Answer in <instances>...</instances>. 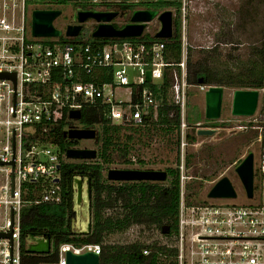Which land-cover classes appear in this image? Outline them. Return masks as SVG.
I'll return each mask as SVG.
<instances>
[{
  "label": "built area",
  "instance_id": "obj_1",
  "mask_svg": "<svg viewBox=\"0 0 264 264\" xmlns=\"http://www.w3.org/2000/svg\"><path fill=\"white\" fill-rule=\"evenodd\" d=\"M109 1L92 0V4L100 6ZM173 1L181 3L185 23L189 1ZM27 3L0 0V75H15V79H0V264H23L25 208L64 201L61 169L71 160L57 143L59 131L64 128L65 134L73 128L84 129L80 122L91 111L102 113L103 120L118 126L140 128L157 121L164 104L157 100L156 90L166 73L173 79L174 103L180 117L178 223L174 240L144 248L140 264H264V120L259 113L233 129L235 133L253 134L247 150L254 154V197L249 199L238 175L230 178V170H226L209 182L210 190L228 177L237 193L235 199L192 203L186 193L193 179L188 175V151L199 143L188 138L186 101L190 88L205 93L209 86L188 84V48H183L180 62L168 61L165 40L142 42L144 36L137 40L94 38L99 25L94 20L72 24L82 26L76 37L65 35L67 27L55 26L63 31L62 37L37 38L32 34ZM170 9L177 12V8ZM95 10L119 11L104 6ZM112 25L125 26L118 17ZM148 72L151 83L147 82ZM74 111L80 112L79 120L71 118ZM196 126L198 139L202 126ZM91 129L98 131V124ZM69 252L101 257L103 249L98 244H63L55 251L51 242L48 254L28 255L57 253L55 262L42 264H68Z\"/></svg>",
  "mask_w": 264,
  "mask_h": 264
},
{
  "label": "rangeland",
  "instance_id": "obj_2",
  "mask_svg": "<svg viewBox=\"0 0 264 264\" xmlns=\"http://www.w3.org/2000/svg\"><path fill=\"white\" fill-rule=\"evenodd\" d=\"M143 2L149 0H133ZM173 1V0H160ZM186 20L183 14L175 9H166L173 12L181 19V41L182 53L184 49L188 52V67L191 73L196 71L200 65L208 66L211 71L222 78L236 80L248 73L253 62H262L261 52L264 50V0H188ZM31 1H29L30 3ZM34 3V2H33ZM31 9L36 6H30ZM70 7L65 8L63 16L55 25L63 28L62 23L70 22ZM165 11V10H163ZM120 29L123 26L116 25ZM160 29L158 20L148 24L147 34L154 36ZM145 36V35H144ZM185 46V47H184ZM184 48V49H183ZM186 67V72H188ZM225 97L223 102L222 117L219 121H209L205 118V93L197 87L188 91L186 101L187 123L189 130L187 134L195 136L196 124L200 128L217 129L213 137L196 139L195 142L204 141L201 149L189 148V176L193 179L187 184V200L194 203H208L207 194L211 185L209 182L230 170L229 177L236 178L235 168L251 151L250 145L252 133H235L239 124L245 123L249 118L235 117L232 115V100L234 88L225 86ZM264 90L261 91L260 104L257 114L261 112ZM261 114V113H260ZM260 119L264 116L258 115ZM99 134L100 131L98 130ZM133 140H127L130 132L120 134L119 147L111 151L109 161L102 162L99 159L101 141L94 144L91 140H81V149H95L98 158L95 161L103 163V175L107 179V172L111 169L119 170H154L167 171L178 169L179 166V136L176 131L167 130L163 126H150L139 131H132ZM202 139V140H201ZM126 149L123 151L124 146ZM197 145V144H196ZM195 145V146H196ZM133 157L136 162L131 161ZM71 162H78L72 161ZM70 163V161H68ZM85 185V181L81 180ZM108 181V180H107ZM237 181V179H236ZM115 185L121 182H111ZM132 183V182H131ZM167 185L168 182H152ZM241 195V188L237 186ZM239 201V200H236ZM217 203H236L235 201L217 200ZM87 204L81 202L80 207L75 206L76 219L74 220V231L81 229L86 231ZM91 212V210H90ZM123 215V208L116 204L111 210L103 212L105 218L116 219ZM161 240L158 231L153 227L133 225L124 231L115 230L106 233L103 241L104 248L114 254L116 250H122L129 246L151 245ZM53 249H55L53 245Z\"/></svg>",
  "mask_w": 264,
  "mask_h": 264
},
{
  "label": "trees",
  "instance_id": "obj_3",
  "mask_svg": "<svg viewBox=\"0 0 264 264\" xmlns=\"http://www.w3.org/2000/svg\"><path fill=\"white\" fill-rule=\"evenodd\" d=\"M29 4V1H28ZM120 7V6H119ZM179 1H158L153 2L151 9L166 10L179 8ZM122 8V7H121ZM135 8V6H132ZM142 42L157 41L146 34ZM169 51L167 60L180 62L182 59L181 41V19L174 20V37L172 40H165ZM262 62H253L248 73L230 80L222 78L211 71L208 66L200 65L196 71H189L187 59V82L196 86L203 82L205 86H222L234 89H257L264 90V50L261 52ZM173 79L170 73H166L162 84L156 90V98L164 104L160 112L159 119L155 122H147L145 126L133 128L130 126L112 125L103 120V115L97 111H91L83 115L80 125L84 129H91L98 124L100 131L101 151L99 159L102 162L109 161L111 150L119 147L120 134L127 132V140H133L132 131H139L150 126H163L172 132L176 131L179 136L180 117L179 110L175 106V93L172 90ZM264 116V95L262 99L261 114ZM264 120V119H262ZM199 123V122H198ZM61 129V127H60ZM63 129L57 134L60 148L63 152L71 148L78 147L80 142L68 140L64 137ZM189 141L194 142L195 136L188 135ZM180 143V141L178 142ZM126 149V145L123 151ZM125 152V151H124ZM136 162L133 157L131 160ZM188 160V164H189ZM103 163L95 162H70L62 166V189L64 201L61 204H40L25 208L22 216V255L23 264H42L55 262L57 253L44 257H33L27 253V240L31 234L47 235L51 238L55 251L63 244H98L102 246L103 254L100 257L101 264H140L143 261L142 250L148 246L159 245L161 242L169 243L174 240L177 229L181 184L178 169H168L167 185H160L152 182H124L115 185L107 181L103 175ZM88 176L93 189V201L91 208V232L87 235L74 233L71 220L74 216V185L78 177ZM191 202V201H190ZM193 203V202H192ZM116 204L123 208V215L116 218H105L103 212L111 210ZM153 227L158 231L161 240L151 245L139 246L138 244L129 246L122 250H116L114 254L109 253L103 246L106 233L115 230L124 231L130 226ZM169 226L171 231L167 235L162 234V228Z\"/></svg>",
  "mask_w": 264,
  "mask_h": 264
},
{
  "label": "water",
  "instance_id": "obj_4",
  "mask_svg": "<svg viewBox=\"0 0 264 264\" xmlns=\"http://www.w3.org/2000/svg\"><path fill=\"white\" fill-rule=\"evenodd\" d=\"M31 1V0H30ZM60 15L59 11H40L32 12L31 26L32 34L37 38L62 37L63 31L56 29L54 21ZM118 17V13H104L98 11H82L74 17V23L83 24L89 20L99 23L97 30L93 33L94 38L100 39H141L148 24L154 20L160 23L159 31L153 36L155 40H172L174 37V16L170 10L163 12L157 10L136 9L132 12L129 23L122 29H116L112 22ZM82 26H67V37H76L80 33ZM15 79V75L2 74L0 79ZM151 72L147 73V82L151 83ZM203 85V82H200ZM225 87L210 86L205 92V118L209 121H219L222 117L223 102L225 97ZM261 91L257 89H235L232 100V115L235 117L252 118L257 114ZM71 118L79 120L81 114L78 111L71 113ZM216 129L200 128L197 131L198 137H212L217 134ZM68 140L80 142L81 140H91L94 144L100 141V134L97 130L90 129H71L64 134ZM66 157L72 161H95L98 158V152L95 149H77L71 148L67 150ZM60 168V167H58ZM254 154L249 153L242 162L236 167L235 173L246 191L247 197L252 199L255 193L254 186ZM168 178L167 171L154 170H119L111 169L107 172V180L109 182H166ZM85 181V185L82 181ZM56 183L59 182L57 179ZM87 190L88 202L91 199L92 187L91 180L88 176L78 177L74 185V211L75 206L80 207L84 196V189ZM237 197L236 190L230 178L224 177L219 180L208 192L207 198L216 199H235ZM87 202V203H88ZM91 212H87L86 231L77 234L87 235L91 232ZM171 231L169 226L162 228V234L167 235ZM28 254H48L51 248V238L42 234H31L27 240ZM68 264H101L99 256L93 253L75 255L71 252L67 254Z\"/></svg>",
  "mask_w": 264,
  "mask_h": 264
},
{
  "label": "flooded vegetation",
  "instance_id": "obj_5",
  "mask_svg": "<svg viewBox=\"0 0 264 264\" xmlns=\"http://www.w3.org/2000/svg\"><path fill=\"white\" fill-rule=\"evenodd\" d=\"M28 1H30V0H28ZM117 1L118 0H110L109 2H107V3L104 2L103 4H101L99 6V4H94L93 5L92 4V0H31V2L29 4L27 3V6H28V11H30L31 14L35 10H40V11H59L60 12V15L54 21V26H56L55 25V22L59 18H61L63 16V13H64L65 8L68 9V7H70V9H69L70 12H71L70 13V22H68V24L67 23H65V24L62 23L64 25L63 28H66L67 26L74 24V22H73L74 21V17L76 15H78L79 12H82V11H96L95 10L96 7L97 8H100V7L102 8V6L108 7V8H118L119 11L116 12V13H118V19H120V24H125V25L127 23H129L130 14L134 10H136V9L157 10V11L163 12V10L151 9L150 8L152 6V4H153V1L152 0L143 1L141 3L135 2L133 0H119V1L122 2L121 4H118ZM32 5L36 6V8L31 9L30 6H32ZM132 6H135V8H132ZM88 22H92V20H89ZM201 138H205V137H201ZM207 138H209V137H207ZM203 144H205V142L204 141H201V144L199 143L197 145V147H195L193 149L199 150V149H201V147L203 146ZM234 173H235V170H234L233 174ZM91 187H92V184H91ZM87 196H88L87 195V190H86V187H85V189H84V196H83V200L82 201L87 204V207L88 208H87L86 211L88 212L92 208L93 189H92L91 199H90L89 202H88ZM75 214H77V213L74 211V215ZM75 219H76V216H73V218L71 220V226H72V230H73L74 233H76V231H74V226H73ZM82 231H84V229L81 226V229L79 230V232H82Z\"/></svg>",
  "mask_w": 264,
  "mask_h": 264
},
{
  "label": "crops",
  "instance_id": "obj_6",
  "mask_svg": "<svg viewBox=\"0 0 264 264\" xmlns=\"http://www.w3.org/2000/svg\"><path fill=\"white\" fill-rule=\"evenodd\" d=\"M79 232V230L78 231H76V233H78Z\"/></svg>",
  "mask_w": 264,
  "mask_h": 264
}]
</instances>
